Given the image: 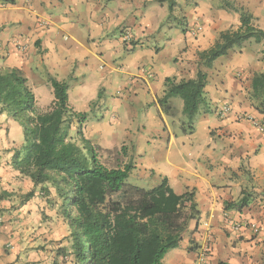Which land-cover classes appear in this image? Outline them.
<instances>
[{"label": "crops", "instance_id": "obj_1", "mask_svg": "<svg viewBox=\"0 0 264 264\" xmlns=\"http://www.w3.org/2000/svg\"><path fill=\"white\" fill-rule=\"evenodd\" d=\"M13 1L0 0V69H20L29 85L47 93L48 105L54 99L50 78L66 81L76 111L89 118L92 105L100 110L102 120L89 126L87 139L100 140L105 149L129 148L128 161L149 188L167 177L176 193L194 192L199 215L164 264H197L208 244L210 264H264V135L239 118L264 119L250 100L252 77L264 71V61L252 54V45L202 68L208 75L205 100L191 122L181 98L170 99L173 114L159 104L166 79L195 78L198 53L215 44L237 13L216 7L215 0H173L172 9L170 0ZM242 1L259 22L264 19V0ZM194 27L200 28L197 39ZM126 33L132 43L124 42ZM71 85H78L77 104ZM225 105L231 110L222 114ZM1 161L4 192L22 181L34 186L10 160ZM28 212L27 221L38 215ZM20 216H3L13 221L0 226V264L39 260L28 238L37 228L17 226ZM245 219L257 222L260 233L233 229Z\"/></svg>", "mask_w": 264, "mask_h": 264}, {"label": "trees", "instance_id": "obj_2", "mask_svg": "<svg viewBox=\"0 0 264 264\" xmlns=\"http://www.w3.org/2000/svg\"><path fill=\"white\" fill-rule=\"evenodd\" d=\"M238 12L240 26L222 31L211 48L198 53L195 78L166 79L165 95L159 99L164 112L173 114L170 99L179 97L191 122L205 100L208 75L201 66L211 67L245 42L264 41V29L253 23V15L245 9ZM50 82L54 99L40 110L24 73L17 68L0 69V112H6L23 133L11 165L48 195L54 191L69 228L70 247H58L57 254L65 258L71 249V264H164L165 255L179 246L199 215L194 192L176 193L167 177L151 188L128 185L133 162L114 167L103 163L98 148L81 133L86 113L70 104L68 83L55 77ZM250 100L264 113V71L252 77ZM74 123L80 126L77 134L82 145L69 137Z\"/></svg>", "mask_w": 264, "mask_h": 264}, {"label": "rangeland", "instance_id": "obj_3", "mask_svg": "<svg viewBox=\"0 0 264 264\" xmlns=\"http://www.w3.org/2000/svg\"><path fill=\"white\" fill-rule=\"evenodd\" d=\"M170 2L173 3V0H170ZM222 5L230 9L232 13H237L236 17L228 19V21L226 20L229 24H226L224 26L225 30L223 31L236 30L241 24L240 13L238 11H240L241 9H245L243 6V1L215 0L216 7ZM253 23L257 27L264 29V19L259 22V19L255 15H253ZM196 29L198 33L195 38L197 39L200 36V28ZM252 45L253 48L251 49L249 46ZM244 48H250L253 52L251 53L254 56L259 57V60L264 61V41L259 44H256L255 41L245 42L243 46L235 47L232 51L229 52V54H237ZM201 67L204 68L205 66L202 65ZM32 86L33 85H30L32 91L34 90V94L36 93L35 96L37 99V107L40 110L46 109L49 106L48 104L50 103L49 96H46V92L43 93L39 91V89H34L35 87L33 88ZM87 86L94 87V85ZM75 87L77 88L78 85H71L70 90L72 101L77 104L75 102V99L78 97H76L74 93ZM102 93L103 90L100 89V95H102ZM95 107L96 105H92L93 113H91L89 118L86 117L81 127L79 126V124L74 123L72 129L70 130L69 137L78 144L82 145V137L77 134L79 127L83 136L87 138L89 126L99 125V121L102 120L100 110L96 111ZM94 114H97L99 117L94 116ZM96 117L98 118V120L96 119ZM110 117V115L107 117V121L110 119ZM184 125H186L185 127L188 129L191 126L190 122H185ZM90 141L98 148L101 161L109 167L122 165L126 163L131 156L129 151V154L127 153V150H129V148H121V152H119V150L116 149L103 148L105 146L104 144H102V146L100 145V140L94 141L92 139ZM22 143L23 133L21 127L13 119H11L6 112H0V160H2L1 163L9 160L11 161L13 151ZM141 172V170L132 171L130 177L127 180L128 185L135 184L137 186H144L146 188H149V184L147 181H141L143 179ZM19 185L21 186L18 189H14L11 193L7 191L4 192L0 188V226H3L13 221L11 218L3 217L5 216L6 211H11L12 213L16 211L19 212L21 216L20 218H17V220H19L20 222L16 223L17 226L23 227L29 224L33 228H37L28 236L29 240L31 241L30 243H34V247L36 248V254L39 259L37 264H71V261L74 258V254L71 252V249H68L65 258L60 257L57 254L58 247L65 245L69 248L70 244L68 241L69 228L66 221L59 212L54 191L53 194L48 195L46 190H44L41 185L26 187L24 181H22V183H20ZM24 189L26 190L22 192V190ZM34 210L37 212L38 215L32 220L27 221L28 217L26 216L29 214L28 211L32 212ZM21 222H24V224H21Z\"/></svg>", "mask_w": 264, "mask_h": 264}, {"label": "built area", "instance_id": "obj_4", "mask_svg": "<svg viewBox=\"0 0 264 264\" xmlns=\"http://www.w3.org/2000/svg\"><path fill=\"white\" fill-rule=\"evenodd\" d=\"M190 32L193 36H197L198 31L196 28L191 29ZM123 40L124 42L132 43L133 36L130 33H126L123 35ZM230 110H231L230 106L225 105L220 109V112L223 114V113H227ZM239 118L249 120L252 126L255 127V129H257L261 134L264 135V119L260 120L246 115L245 116L240 115ZM242 228H246V229L250 228L255 234H259L261 231V226L255 221H249L245 219V220H238L233 223L234 230H240ZM211 253H212V245L208 244L207 246H205L202 253L200 254L197 264H210Z\"/></svg>", "mask_w": 264, "mask_h": 264}]
</instances>
